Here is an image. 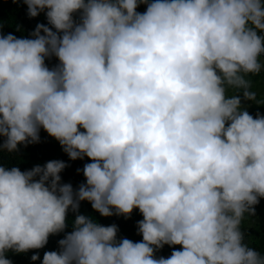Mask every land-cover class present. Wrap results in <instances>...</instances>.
I'll return each mask as SVG.
<instances>
[{"label":"clouds","instance_id":"clouds-1","mask_svg":"<svg viewBox=\"0 0 264 264\" xmlns=\"http://www.w3.org/2000/svg\"><path fill=\"white\" fill-rule=\"evenodd\" d=\"M22 2L51 28L0 34V151L43 128L91 162L76 189L64 161L0 165V264L64 232L70 209L72 230L41 264H264L240 230L264 198V115L242 107L264 103L248 78L264 70V0ZM81 201L102 217L138 209L142 239L118 240ZM164 245L180 248L157 258Z\"/></svg>","mask_w":264,"mask_h":264},{"label":"trees","instance_id":"trees-1","mask_svg":"<svg viewBox=\"0 0 264 264\" xmlns=\"http://www.w3.org/2000/svg\"><path fill=\"white\" fill-rule=\"evenodd\" d=\"M146 10L145 4H140L136 11L143 13ZM46 11V10H45ZM73 19L79 22L80 12L73 13ZM44 24L51 28L48 24L45 13L42 11L36 17H29L27 14V5L22 0H17L13 3L12 0H0V34H13L17 38H31L37 24ZM55 31V29H53ZM43 34V33H41ZM59 64L55 56L45 58V65L50 69ZM253 82V90L257 92V100L264 99V70L256 75L248 77ZM233 91V90H232ZM244 103H242V106ZM246 110L249 114L255 117L257 112L264 115V103L257 104L256 101H246ZM83 131V129H81ZM51 160H60L66 163V167L59 173L61 183L71 184L73 189H76L80 184L85 183L83 176V166L91 161L84 157L83 159L70 160L67 154L63 151L59 142L50 137L41 128L39 130V142L25 145H18V151L9 153L0 151V165L5 167H18L21 171L30 170L36 165H44ZM79 170V171H78ZM255 214L248 215L245 213L244 219L241 222L240 230L244 233V242L249 247L264 254V198H260L259 202L254 205ZM79 214H84L92 217L99 224L108 226L115 224L118 227L117 239L127 238L133 242H139L142 237L137 231V221L142 219V215L138 209H133L128 217L112 215L110 217H102L98 212L91 208V204L87 201L79 203ZM114 211V210H113ZM76 213L71 209L67 214V227L64 232L56 235H50L47 244L41 249H32L23 253H15L11 250L5 253V257L11 260L12 264H41L43 255L46 251L58 250V240L62 239L66 232L72 230V221ZM180 248L179 245L169 247L164 245L162 248L155 251L154 255L167 258L171 252ZM39 254L36 261H32L31 257L34 254Z\"/></svg>","mask_w":264,"mask_h":264},{"label":"crops","instance_id":"crops-1","mask_svg":"<svg viewBox=\"0 0 264 264\" xmlns=\"http://www.w3.org/2000/svg\"><path fill=\"white\" fill-rule=\"evenodd\" d=\"M228 94H229V95H232V94H235V93H234V91H232V90L230 89L229 92H228ZM242 103H244V105H243L242 107L246 109V106H245L246 101H243V100H242Z\"/></svg>","mask_w":264,"mask_h":264}]
</instances>
